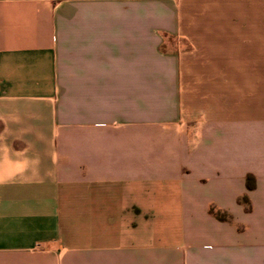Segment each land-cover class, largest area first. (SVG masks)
Here are the masks:
<instances>
[{
	"label": "crops",
	"instance_id": "0c3cea01",
	"mask_svg": "<svg viewBox=\"0 0 264 264\" xmlns=\"http://www.w3.org/2000/svg\"><path fill=\"white\" fill-rule=\"evenodd\" d=\"M0 264H264V0H0Z\"/></svg>",
	"mask_w": 264,
	"mask_h": 264
},
{
	"label": "trees",
	"instance_id": "16d2710c",
	"mask_svg": "<svg viewBox=\"0 0 264 264\" xmlns=\"http://www.w3.org/2000/svg\"><path fill=\"white\" fill-rule=\"evenodd\" d=\"M253 178L251 176H248L247 179H246V186L247 188H252L253 187ZM217 215V213H216Z\"/></svg>",
	"mask_w": 264,
	"mask_h": 264
}]
</instances>
